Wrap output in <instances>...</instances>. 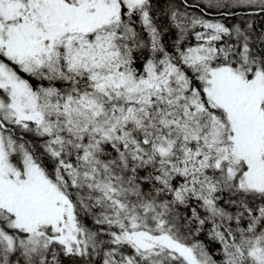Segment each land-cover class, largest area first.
Listing matches in <instances>:
<instances>
[{
  "label": "snow or ice",
  "instance_id": "snow-or-ice-1",
  "mask_svg": "<svg viewBox=\"0 0 264 264\" xmlns=\"http://www.w3.org/2000/svg\"><path fill=\"white\" fill-rule=\"evenodd\" d=\"M0 264H264V0H0Z\"/></svg>",
  "mask_w": 264,
  "mask_h": 264
}]
</instances>
